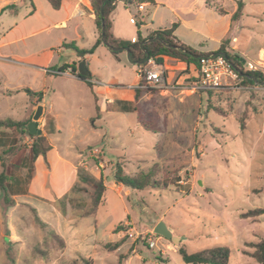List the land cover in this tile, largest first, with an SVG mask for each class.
Wrapping results in <instances>:
<instances>
[{
	"label": "rangeland",
	"instance_id": "obj_1",
	"mask_svg": "<svg viewBox=\"0 0 264 264\" xmlns=\"http://www.w3.org/2000/svg\"><path fill=\"white\" fill-rule=\"evenodd\" d=\"M165 1L157 10L147 8L143 12L145 26L140 27L143 37L150 28L169 26L172 8L180 4H175V0ZM242 1L246 4L244 24L254 30L244 28L239 37V53L246 63L252 62L263 69L264 58L257 45L264 42V0ZM30 9L28 3L21 15ZM135 15V10H129L114 18L120 20L123 36L131 41L137 39ZM12 19L15 16L10 13L3 17L4 22ZM71 54V50H64L36 59H44L45 65L60 67L69 61ZM117 56L120 61L104 46L85 58L89 68L101 77L102 85L97 90L101 97L120 101L121 106L137 105L139 112H123L120 105L111 104L106 106L108 112L100 113L99 119L90 103L91 94L87 90L79 91L65 105L59 121L61 133L52 137L53 142L62 154H68L70 146L94 145L97 133H107L104 150L87 148L80 166L92 179L94 173H100L105 187H113L108 178L113 179L117 164L133 176L157 166L159 180L179 175L182 181L168 189L149 188L131 191L130 195L107 189L101 205L88 216L85 215L92 211L94 187L80 183L75 193L64 200L65 206L60 201L56 203L63 216L62 234L51 225L48 220L51 216L44 215L35 197L15 195L13 203L6 204L0 190V264H10L11 260L15 264H186L177 253L180 247L189 254L226 247L230 251L229 264H258L247 253L254 251L250 244L264 241V214L251 218L243 215L264 210V90H249L239 81L233 87L208 94L193 92L190 80H181L184 72L172 68L177 66L174 62H167L166 71L171 73L168 77L174 88L144 94L136 103L137 69L125 51ZM48 77L49 84L62 85L66 81L56 75ZM15 104L20 106L14 98L1 96L0 115L11 116L7 110ZM93 117L97 130L90 122ZM140 120L151 129L144 128ZM14 139L9 147L0 149V159L11 174L19 175L24 171L20 167L22 158L29 155L33 140ZM72 153L77 154V150ZM30 207L36 209L47 228L36 223ZM94 215L101 237L111 233L114 242L98 237L90 247L79 249L76 239H72L73 224ZM160 223L182 241L177 243L158 235L155 229ZM118 225L123 229L115 233ZM118 241L124 242L116 252L105 249L106 244ZM150 241L155 242L154 247Z\"/></svg>",
	"mask_w": 264,
	"mask_h": 264
},
{
	"label": "crops",
	"instance_id": "obj_2",
	"mask_svg": "<svg viewBox=\"0 0 264 264\" xmlns=\"http://www.w3.org/2000/svg\"><path fill=\"white\" fill-rule=\"evenodd\" d=\"M165 2V0H155V4L145 3L144 10L139 11L130 2L116 0V10L111 16L113 35L118 39L131 41L123 36L124 33L120 20L114 19L117 14L129 13V10H135L137 18L143 27L145 26V20L142 16L143 12L147 11V8L157 10ZM28 3L31 9L22 16V10L28 6ZM177 3L181 7L176 5L175 8H172L173 17L169 26L160 29H167L173 24H177L178 27L174 35L184 44L206 55L222 52L220 49L224 40L227 39L224 48L241 58V54L239 53L241 50L239 37L244 33V28H248L250 31L254 29L244 24L245 10H243V14L238 21L232 22V16L238 8L235 0L218 2L215 7H209L204 0H175V4ZM228 4L230 7L227 6ZM13 5L16 6V9L4 11V9ZM178 7L181 9H178ZM218 8L224 9L226 14H220L217 10ZM6 13L14 15L15 19L4 22L3 17ZM95 18L91 0H62L59 10H55L48 0H0V80L2 79L0 81V98L1 96L4 98L11 97L20 104L19 107L16 104L10 106L7 111H9V115L11 116L2 117L0 115V119H12L15 121L30 120L31 122L38 106L42 105L44 113L41 121L38 122V128L42 130V135L46 137L51 147V150L45 156H39L35 161L31 178L27 179L28 172L25 164H21V169L24 171H21L19 175H14L23 182V192L18 195H23L27 198L30 196L35 197L39 201L40 207L44 209V215L49 214L51 216L48 220L58 233L62 232L60 223L62 224L61 219L63 216L56 208L57 201H60L66 195L75 193L78 184H91L86 179L92 177L84 173L80 167L84 163L85 150L93 148L103 151L104 148L102 146H107L106 142H103L107 133H97L98 140L96 144L86 145L81 148L70 146L68 154H62L60 148L53 142L52 137L61 133L59 121L61 115L65 113V105L76 98V93L87 90L91 94L90 103L97 112V118L100 119L101 112L109 111V108H106V106L115 104V101L111 98H107L106 96H102V98V94L97 92L98 88L102 85L99 73L89 68L86 58L82 60L74 50L66 46L74 44L80 49H90L98 39ZM140 27H137V33L138 31L140 32ZM160 29H148L146 37L150 33ZM53 40L55 41L54 43L50 42ZM104 46H100L96 51ZM257 48L264 58V42L257 45ZM64 50H71L73 54L69 56V61L63 65H71L74 62H78L77 73H79L80 63L82 61L86 62V67L91 76L90 82L93 84L92 87L71 73L57 74L56 69L63 65L52 67L45 65L44 59L41 61L36 59V57L43 54L46 55L53 52L63 53ZM113 56L117 61H120L118 56ZM167 62H174L177 66L172 68H177L184 72L181 80L195 75V67L193 65L188 67L183 62L164 57L163 66L166 70H168ZM133 65L138 72V65ZM258 69L264 74V68L260 69L258 67ZM168 74L171 75L170 72ZM50 75L64 77L66 81L62 85L49 84L48 76ZM139 80L140 77L138 84ZM3 81L5 85L2 87ZM246 88L258 92L259 90H264V85L254 82L253 85H247ZM48 102H50L49 107L47 106ZM104 102L106 105H104ZM48 122L54 124L55 131L53 133H48L47 131L46 126ZM90 122L93 129L97 130L98 126L94 117L91 118ZM71 127L75 128L76 125H71ZM14 138L27 140L30 136L20 135L14 129H3L0 131V149L13 144L15 142ZM75 149L77 150V154L72 153ZM0 166L3 171L1 161ZM100 177V173L98 175L94 173V179H99ZM108 179H111V182L114 183L113 187L106 186L108 190H115L119 194H131V190L118 186L112 178ZM96 220V216L94 215L84 217L78 224H73L72 239H76L74 242L79 249L86 246L90 247L91 244L98 240V237L101 238L100 240L104 239L107 242H114V235L111 233L108 237H101L100 228L98 225H95ZM126 223L129 224V222ZM115 227H112L110 231Z\"/></svg>",
	"mask_w": 264,
	"mask_h": 264
},
{
	"label": "trees",
	"instance_id": "obj_3",
	"mask_svg": "<svg viewBox=\"0 0 264 264\" xmlns=\"http://www.w3.org/2000/svg\"><path fill=\"white\" fill-rule=\"evenodd\" d=\"M104 1L105 0H91L93 13L96 17L95 23L98 31V39L96 43L90 49H80L74 44L66 45L69 46L70 49L74 50L77 56L82 60H84L87 55L94 54L100 46L104 45L102 42V18H101V7ZM204 1L209 7H215L216 3L222 2L224 0H204ZM235 1L237 3L238 8L237 11L232 16V22H236L241 18L245 6L242 0H235ZM48 2L55 10H59L62 4V0H48ZM129 2L136 7L140 4H145V3L155 4V0H129ZM9 9H16V6L14 5L9 6L6 9H4V11ZM115 10H116V0H107L103 7V14H104V20L106 26L105 40L110 46L114 48L128 49L130 52V56H129L130 61L133 63H141L140 65H138V69L145 68L147 66L148 58H154L157 64L163 65L164 57H169L178 60L180 62H183L187 64L188 67L193 65L194 67L198 68L200 63V58L197 59L195 58V56H206V54L200 53L199 51L193 49L192 47L184 44L174 35V32L178 27L177 24H173L170 28L167 29H160L154 31L150 33L146 38L142 37L139 31L137 33V39L132 41L116 38L112 33L113 23L111 19V16ZM217 10L222 15L226 14L225 10L222 8H218ZM135 17L137 18L138 16L135 15ZM136 26L139 28L141 26V23L136 21ZM157 36L160 37L163 42L170 45L171 47H167L163 43L157 40L151 43H147L144 45V47H141V44L143 42L147 41L150 38H155ZM226 41L227 39L224 40L220 51L226 54L227 59L233 64L234 68L240 73H244L256 77L258 79V82L264 81V74H262L260 71L247 72L244 70V66H243L244 63L242 62V59L238 56L231 54L224 48ZM178 48H182L186 52H183ZM118 53L119 52H112V54L115 56H117ZM77 66H78V62H74L71 65L66 64L56 69V72L57 74H63L66 71H68V69H71L72 70L71 74L76 75L81 80H84L88 84V86L92 87L93 84L90 82L91 76L81 77L80 74L77 73ZM240 79L245 86L253 85L254 83V81L246 77H240ZM144 83H145L144 79L140 78L138 84L139 87L135 89L136 103L140 101L141 97L144 94L155 91L154 89H150V88H146V89L141 88V86H143ZM121 103L122 102L120 101H115V104L120 105V109L123 112H130V111L139 112V108L137 105L121 106ZM214 111L218 112V109H214ZM29 123L30 120L15 121L12 119H0V131L3 129H14L18 131L20 135H29L30 138L33 140V144L30 147L29 155L22 158V163L25 164V168L28 172L27 179L31 178V174L34 170V163L37 160V158L39 156H45L51 150V147L49 146L45 136L43 135L35 136V135H31L28 132ZM140 124L146 129H151L148 124L142 122L141 120H140ZM46 127L48 133H53L55 131L54 124L52 122H48ZM0 161L2 160L0 159ZM1 163L3 167V171L0 173V190L3 193L4 202L6 204H12L13 203L12 197L21 194L23 192L22 191L23 182L17 177H15L13 174H11V172H9L8 167L3 161ZM20 167H22V165H20ZM159 174H160L159 167L154 166L148 172H141L135 176L128 175L125 173L123 167L120 164H117L115 167L113 180L118 186L124 187L131 191H142L149 188L164 190V189H168L172 185L178 186L179 182L182 181V177L179 175H177L174 179L165 178L163 180H159L158 179ZM86 180L91 184H93L94 187V192L92 193L91 196L92 211L88 212L85 215L88 216L92 214L94 211H96L98 207L101 205L104 195L107 191V188L103 183L102 177L99 180H95L92 178ZM67 197L68 195H66L63 199L60 200V202L64 206H65L64 200ZM64 208L63 210L65 212ZM30 209L34 214L36 223L39 224L42 228H47V225L41 220V218L37 214L36 209L33 207H30ZM262 214H264V210H255V211H250L249 213L243 215V217L251 218ZM122 229L123 227L121 225H118L117 228L115 229V233H119V231H121ZM49 234L54 236L55 238L57 237L54 232H49ZM123 242L124 241H118L117 243L114 244H106L105 249L110 253L116 252L118 249H120ZM249 246L253 248L254 251L252 253H247V254H249V256L253 258L258 264H264V241H261L259 243H252ZM35 251L36 253H39L38 250ZM177 253L182 257L183 261L186 264H229V259H230V251L226 247H216L210 250L197 252L193 254H189L183 247H180ZM10 264H15L14 260H11Z\"/></svg>",
	"mask_w": 264,
	"mask_h": 264
},
{
	"label": "built area",
	"instance_id": "obj_4",
	"mask_svg": "<svg viewBox=\"0 0 264 264\" xmlns=\"http://www.w3.org/2000/svg\"><path fill=\"white\" fill-rule=\"evenodd\" d=\"M137 9L143 11L144 4L138 5ZM244 70L247 72L259 71L258 67L250 62L245 63ZM65 73H72V70L68 69ZM138 74L139 77L143 78L145 81L144 85L141 86L143 89L150 88L160 91H169L174 88L166 69L163 65L157 64L154 58H148L147 66L138 69ZM240 77H242L240 72L234 68L233 64L226 56L213 54L200 58L199 67H195V75L185 80H190V89L193 92L208 93L210 91L222 89L225 86L233 87V85L241 81ZM150 242L151 247H154L155 242Z\"/></svg>",
	"mask_w": 264,
	"mask_h": 264
},
{
	"label": "water",
	"instance_id": "obj_5",
	"mask_svg": "<svg viewBox=\"0 0 264 264\" xmlns=\"http://www.w3.org/2000/svg\"><path fill=\"white\" fill-rule=\"evenodd\" d=\"M107 0H105L102 4V7H101V18H102V42L103 44L112 52H121V51H125L127 54H128V57L130 56V52L128 49L126 48H114L112 46H110L106 40H105V31H106V26H105V20H104V14H103V7H104V4L106 3ZM160 41L161 43H163L165 46L167 47H171L170 45L166 44L165 42H163L161 40L160 37H155V38H150L148 39L147 41L143 42L141 44V47H144L145 44L147 43H151L153 41ZM179 50L183 51V52H186L184 51L182 48H178ZM219 55H223V56H226V54L224 52H219L217 53ZM203 56H195V58H202ZM131 62V61H130ZM242 62L244 63L245 61L242 60ZM133 63V62H131ZM133 64H136V65H140L141 63H133ZM79 74L81 77H89L90 76V72L88 71L87 67H86V62L85 61H82L79 65ZM242 77H246V78H249L251 79L252 81L256 82V83H259L261 85H264V82H258V79L256 77H253V76H250V75H247V74H244V73H240ZM43 113H44V107L42 105L38 106L34 116H33V119L32 121L29 123L28 125V132L31 134V135H35V136H41L42 135V130L38 128V122H40L42 116H43ZM155 232L166 238V239H169V240H172L174 242H177V243H180L182 240L180 238H177V237H174L173 236V232L170 228H168L165 224L163 223H160L156 229H155Z\"/></svg>",
	"mask_w": 264,
	"mask_h": 264
}]
</instances>
